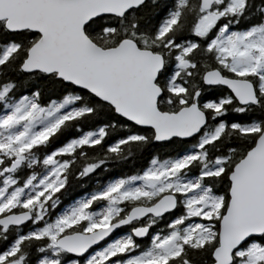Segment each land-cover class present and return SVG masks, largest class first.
Wrapping results in <instances>:
<instances>
[{"label": "snow or ice", "instance_id": "6c2138e0", "mask_svg": "<svg viewBox=\"0 0 264 264\" xmlns=\"http://www.w3.org/2000/svg\"><path fill=\"white\" fill-rule=\"evenodd\" d=\"M0 264H264V0H0Z\"/></svg>", "mask_w": 264, "mask_h": 264}]
</instances>
